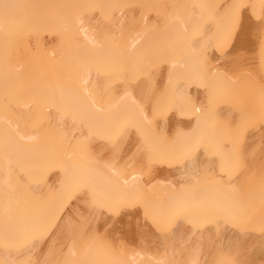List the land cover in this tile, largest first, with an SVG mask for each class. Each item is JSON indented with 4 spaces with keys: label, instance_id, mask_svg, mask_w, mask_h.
Here are the masks:
<instances>
[{
    "label": "bare ground",
    "instance_id": "1",
    "mask_svg": "<svg viewBox=\"0 0 264 264\" xmlns=\"http://www.w3.org/2000/svg\"><path fill=\"white\" fill-rule=\"evenodd\" d=\"M0 264H264V0H0Z\"/></svg>",
    "mask_w": 264,
    "mask_h": 264
}]
</instances>
